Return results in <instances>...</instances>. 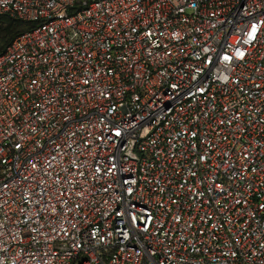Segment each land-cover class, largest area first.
Listing matches in <instances>:
<instances>
[{
  "label": "built area",
  "instance_id": "obj_1",
  "mask_svg": "<svg viewBox=\"0 0 264 264\" xmlns=\"http://www.w3.org/2000/svg\"><path fill=\"white\" fill-rule=\"evenodd\" d=\"M0 13V264H264V0Z\"/></svg>",
  "mask_w": 264,
  "mask_h": 264
},
{
  "label": "trees",
  "instance_id": "obj_2",
  "mask_svg": "<svg viewBox=\"0 0 264 264\" xmlns=\"http://www.w3.org/2000/svg\"><path fill=\"white\" fill-rule=\"evenodd\" d=\"M34 23L24 21L9 13H0V55L23 32L30 30Z\"/></svg>",
  "mask_w": 264,
  "mask_h": 264
}]
</instances>
